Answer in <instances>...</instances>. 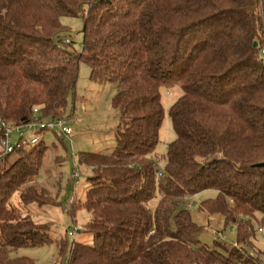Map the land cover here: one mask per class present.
Segmentation results:
<instances>
[{"label": "trees", "instance_id": "16d2710c", "mask_svg": "<svg viewBox=\"0 0 264 264\" xmlns=\"http://www.w3.org/2000/svg\"><path fill=\"white\" fill-rule=\"evenodd\" d=\"M63 17L83 19L82 54L62 38ZM263 50L264 0H0L2 122L69 125L81 61L91 81L116 89L115 149L79 156L91 172L84 206L93 243L74 241L68 264H264L245 249L202 244L186 207L215 190L200 209L235 226L238 242L252 247L257 215L264 227ZM173 87L183 94L169 111L176 138L160 171L161 89ZM47 132L64 136L42 130L31 150L0 165V264H33L12 253L53 242L49 227L11 204L15 193L25 205L44 204L33 181Z\"/></svg>", "mask_w": 264, "mask_h": 264}, {"label": "rangeland", "instance_id": "374dc122", "mask_svg": "<svg viewBox=\"0 0 264 264\" xmlns=\"http://www.w3.org/2000/svg\"><path fill=\"white\" fill-rule=\"evenodd\" d=\"M61 25L64 28L62 38L72 41L69 49L82 54L83 19L63 17ZM115 93L114 86L91 81L89 66L83 61L80 62L79 79L75 90L69 96L65 112L73 134L67 137H59L53 132L44 134L48 149L43 156L39 178L33 181V185L48 197L45 196L42 206L23 204L19 193H15L11 201L14 209L21 210L23 215L31 218L39 227H49V236L53 242L40 247L18 249L12 253L13 259L27 258L33 264H68L69 248L74 241L90 245L93 243V236L85 232L92 220V214L84 206L91 172L80 164L79 156L81 152L110 154L115 149L116 130L120 121L119 111L112 107ZM182 94L183 91L179 87L161 89L164 118L154 154V161L160 171L165 168L167 162L168 146L176 138L169 111ZM10 137L14 143L19 140L15 133ZM1 150L0 146V152ZM29 150L31 149H26L27 152ZM15 158L16 154L11 155L8 163L13 162ZM76 172L79 173V178H76ZM216 197L217 191L205 190L186 201L193 222L202 228L201 243L209 246L220 243L226 245L229 250L245 249L256 260L264 261V227L260 224V216L257 215L258 221H252L256 231L252 247L246 246L243 242H238L235 226L226 225L223 216L208 215L201 211L202 202Z\"/></svg>", "mask_w": 264, "mask_h": 264}, {"label": "built area", "instance_id": "2783aa9c", "mask_svg": "<svg viewBox=\"0 0 264 264\" xmlns=\"http://www.w3.org/2000/svg\"><path fill=\"white\" fill-rule=\"evenodd\" d=\"M65 43H69L66 39ZM264 56V50L262 51ZM37 112V110H36ZM0 129L3 131V139L0 146L2 154L0 155V165L5 161V157L14 154L17 151H26V149L38 143L39 138L37 133L42 130L57 131L64 136L73 134V129L64 120L40 121L37 117L35 120L25 126L11 127L0 120ZM12 133L19 136L18 142L14 143L10 137ZM77 173V172H76ZM79 178V173L75 174Z\"/></svg>", "mask_w": 264, "mask_h": 264}, {"label": "water", "instance_id": "95a60500", "mask_svg": "<svg viewBox=\"0 0 264 264\" xmlns=\"http://www.w3.org/2000/svg\"><path fill=\"white\" fill-rule=\"evenodd\" d=\"M260 166H261V167H264V164H261Z\"/></svg>", "mask_w": 264, "mask_h": 264}]
</instances>
